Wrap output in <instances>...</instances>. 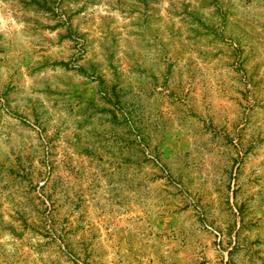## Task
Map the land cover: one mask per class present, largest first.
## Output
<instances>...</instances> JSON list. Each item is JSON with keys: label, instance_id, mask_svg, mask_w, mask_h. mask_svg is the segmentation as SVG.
Returning <instances> with one entry per match:
<instances>
[{"label": "rangeland", "instance_id": "rangeland-1", "mask_svg": "<svg viewBox=\"0 0 264 264\" xmlns=\"http://www.w3.org/2000/svg\"><path fill=\"white\" fill-rule=\"evenodd\" d=\"M0 264H264V0H0Z\"/></svg>", "mask_w": 264, "mask_h": 264}]
</instances>
